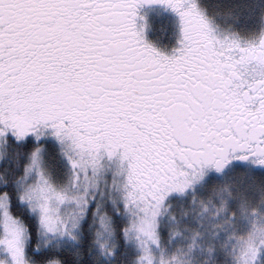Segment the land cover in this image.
<instances>
[{"label":"snow or ice","instance_id":"obj_1","mask_svg":"<svg viewBox=\"0 0 264 264\" xmlns=\"http://www.w3.org/2000/svg\"><path fill=\"white\" fill-rule=\"evenodd\" d=\"M216 16L0 0V264H264V0Z\"/></svg>","mask_w":264,"mask_h":264},{"label":"flooded vegetation","instance_id":"obj_2","mask_svg":"<svg viewBox=\"0 0 264 264\" xmlns=\"http://www.w3.org/2000/svg\"><path fill=\"white\" fill-rule=\"evenodd\" d=\"M141 11L147 14L151 35L159 45H171L175 42L174 39L171 40L170 32L173 30L176 18L170 12H165L157 6L145 7Z\"/></svg>","mask_w":264,"mask_h":264},{"label":"trees","instance_id":"obj_3","mask_svg":"<svg viewBox=\"0 0 264 264\" xmlns=\"http://www.w3.org/2000/svg\"><path fill=\"white\" fill-rule=\"evenodd\" d=\"M224 2L225 0H205V7L207 8L209 15L210 16L216 15L218 12H220L222 10V6ZM220 22H221V25L224 27H227L230 24V21H224V22L220 21ZM245 23L246 21H244L242 18L239 24H236L235 20L232 19L231 24H235V26L239 28V27L244 26Z\"/></svg>","mask_w":264,"mask_h":264},{"label":"rangeland","instance_id":"obj_4","mask_svg":"<svg viewBox=\"0 0 264 264\" xmlns=\"http://www.w3.org/2000/svg\"><path fill=\"white\" fill-rule=\"evenodd\" d=\"M212 16H216V15H212ZM216 18H217V22L220 23V25H221V22L220 21H222V22H224V21H230V24L232 23V19H227V18H225L222 15L221 16H216ZM222 27H224V26H222ZM249 231H252V230L249 228L248 225H245V224H242L241 225V233L247 234ZM253 234L255 235V233H253Z\"/></svg>","mask_w":264,"mask_h":264}]
</instances>
